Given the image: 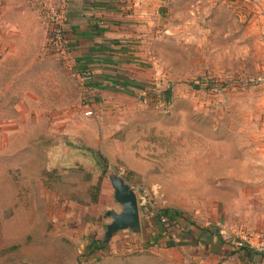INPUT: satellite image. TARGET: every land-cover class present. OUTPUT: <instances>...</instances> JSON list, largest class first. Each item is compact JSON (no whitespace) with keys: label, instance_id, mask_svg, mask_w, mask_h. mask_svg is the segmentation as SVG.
Masks as SVG:
<instances>
[{"label":"rangeland","instance_id":"rangeland-1","mask_svg":"<svg viewBox=\"0 0 264 264\" xmlns=\"http://www.w3.org/2000/svg\"><path fill=\"white\" fill-rule=\"evenodd\" d=\"M232 1L155 0L157 40L136 78L70 69L45 5L0 0V264H197L188 254L207 232L241 247L210 218L248 188L231 171L264 176V35L250 38ZM111 173L134 189L141 232L104 242L107 212L122 209Z\"/></svg>","mask_w":264,"mask_h":264},{"label":"crops","instance_id":"crops-1","mask_svg":"<svg viewBox=\"0 0 264 264\" xmlns=\"http://www.w3.org/2000/svg\"><path fill=\"white\" fill-rule=\"evenodd\" d=\"M154 1L68 0L67 32L73 42L77 60L91 68L96 77H99L101 71L115 72V68L118 69L116 72L123 70L132 73L131 77L142 75L145 66L143 63L151 55L154 49L152 45L157 40V17L152 7ZM234 2L239 4L234 8L245 12V20L251 31L250 38L253 30L264 35V0L232 1L233 4ZM226 34L233 37L231 31ZM260 149V163L264 167V145ZM245 159L244 163L251 166L255 161L256 164L259 162L254 155ZM215 180L221 184L222 177L215 176ZM229 180L246 184L248 188L244 192L239 188V198L230 205L223 206L222 211L217 209L215 202L210 220L213 224L222 222L231 229L237 226L264 232V176L257 177L251 173L243 176L231 171ZM231 206L233 208H228ZM204 218L206 224L210 223L208 217ZM209 234L207 232L199 238L196 242L197 251L192 255L188 254L189 260L192 258L197 264H264L262 254L242 247H230L215 232L211 236Z\"/></svg>","mask_w":264,"mask_h":264},{"label":"built area","instance_id":"built-area-1","mask_svg":"<svg viewBox=\"0 0 264 264\" xmlns=\"http://www.w3.org/2000/svg\"><path fill=\"white\" fill-rule=\"evenodd\" d=\"M45 5L48 11V21L51 25L50 48L56 53L70 69L77 64V57L73 52V42L67 33L68 0H34ZM90 113V112H88ZM235 233L242 248L254 250L264 256V233L234 227L230 229Z\"/></svg>","mask_w":264,"mask_h":264},{"label":"water","instance_id":"water-1","mask_svg":"<svg viewBox=\"0 0 264 264\" xmlns=\"http://www.w3.org/2000/svg\"><path fill=\"white\" fill-rule=\"evenodd\" d=\"M111 185L114 189V200L122 206L120 212L108 211L112 221L106 225L104 242H108L110 237L119 230L130 229L140 233V217L137 197L134 189L118 174L109 175Z\"/></svg>","mask_w":264,"mask_h":264},{"label":"trees","instance_id":"trees-1","mask_svg":"<svg viewBox=\"0 0 264 264\" xmlns=\"http://www.w3.org/2000/svg\"><path fill=\"white\" fill-rule=\"evenodd\" d=\"M85 150L88 151L90 153V155L92 156V158L94 159L96 165H98L101 169V173L105 174L107 172V168H108V161L106 159V157L98 150L95 149H91L88 147H85ZM100 184H101V178H99L97 184L95 185L94 188H96L97 190H99L100 188ZM98 200V195L97 193L93 196V202H97ZM87 253L90 254L91 253V249H92V245H88L87 247ZM93 252V251H92Z\"/></svg>","mask_w":264,"mask_h":264}]
</instances>
